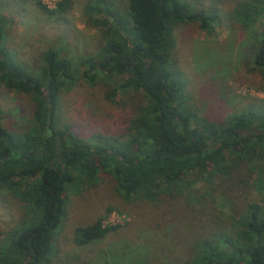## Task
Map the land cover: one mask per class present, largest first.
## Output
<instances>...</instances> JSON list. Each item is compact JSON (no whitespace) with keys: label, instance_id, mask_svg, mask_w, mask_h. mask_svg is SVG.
<instances>
[{"label":"trees","instance_id":"1","mask_svg":"<svg viewBox=\"0 0 264 264\" xmlns=\"http://www.w3.org/2000/svg\"><path fill=\"white\" fill-rule=\"evenodd\" d=\"M126 1L123 15L107 0L85 2V24L100 31L101 43L80 65L52 48L40 54L34 67L20 62L3 45L0 17V87L26 94L34 104L31 126L21 135L2 125L0 110V192H12L32 211L0 247V264H51L52 235L67 217L69 189L93 187L106 176L126 198L157 202L191 192L192 178L199 177L213 193L217 185L236 187L239 166L253 172L264 154V101L247 104L222 121L208 120L188 104L173 58L175 28L197 23L209 32L218 22L221 0L206 11L190 0ZM242 1L235 17L248 19L249 12L264 6V0ZM64 7L61 3L44 12L51 16ZM252 59L264 79V27ZM98 74L126 76L109 86L108 101L130 92L144 100L118 136L83 139L61 128L57 106L64 90L81 79L92 86ZM103 217L77 227L73 243L83 247L114 231L103 225ZM236 222L234 234L220 228L210 239L197 240L192 264H264V202L247 204Z\"/></svg>","mask_w":264,"mask_h":264},{"label":"rangeland","instance_id":"2","mask_svg":"<svg viewBox=\"0 0 264 264\" xmlns=\"http://www.w3.org/2000/svg\"><path fill=\"white\" fill-rule=\"evenodd\" d=\"M86 1L0 0L3 45L30 67L37 65L40 54L49 48L80 65L101 43L100 31L85 24ZM107 1L122 15L126 12V0ZM213 1L190 0L197 10L202 6L205 11ZM239 2L243 1L221 0L216 10L218 22L209 32L197 23L174 30L173 58L182 73L188 104L212 121H222L247 104L264 101V79L252 63V50L264 27V6L244 19L234 15ZM61 3L65 7L59 13L49 16L44 12ZM125 78L98 74L92 86L81 79L64 90L57 106L61 128L89 140L95 135L111 137L124 132L143 96L130 92L110 102L105 93ZM0 110L2 125L12 134L21 135L30 128L34 104L28 95L0 87ZM255 166L253 172L246 165L239 166L236 187L226 183L209 193L212 185L193 177L191 192L157 202L126 198L106 176L93 187L69 189L67 217L52 235L51 264H192L197 240L210 239L220 228L221 233L234 234L245 206L264 202V172H257L264 168V154ZM31 212L20 197L8 190L0 192V247ZM102 216L104 225L116 229L86 246H76L74 230Z\"/></svg>","mask_w":264,"mask_h":264},{"label":"built area","instance_id":"3","mask_svg":"<svg viewBox=\"0 0 264 264\" xmlns=\"http://www.w3.org/2000/svg\"><path fill=\"white\" fill-rule=\"evenodd\" d=\"M104 225V224H103ZM104 226H108V225H104Z\"/></svg>","mask_w":264,"mask_h":264}]
</instances>
